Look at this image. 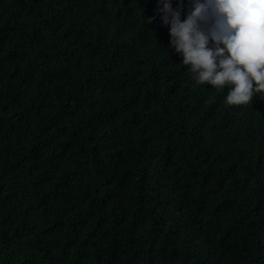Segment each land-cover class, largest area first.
I'll return each instance as SVG.
<instances>
[{"label": "trees", "instance_id": "1", "mask_svg": "<svg viewBox=\"0 0 264 264\" xmlns=\"http://www.w3.org/2000/svg\"><path fill=\"white\" fill-rule=\"evenodd\" d=\"M155 8L0 0V264H264V97L197 83Z\"/></svg>", "mask_w": 264, "mask_h": 264}, {"label": "clouds", "instance_id": "2", "mask_svg": "<svg viewBox=\"0 0 264 264\" xmlns=\"http://www.w3.org/2000/svg\"><path fill=\"white\" fill-rule=\"evenodd\" d=\"M173 0H156L153 17L166 26L169 46L199 84L227 88L228 105L264 97V0H191L181 19Z\"/></svg>", "mask_w": 264, "mask_h": 264}]
</instances>
